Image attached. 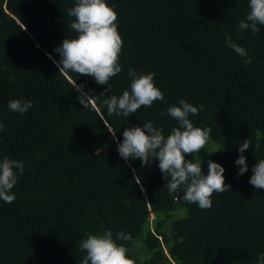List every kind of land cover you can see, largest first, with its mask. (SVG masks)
Wrapping results in <instances>:
<instances>
[{
	"label": "trees",
	"instance_id": "trees-1",
	"mask_svg": "<svg viewBox=\"0 0 264 264\" xmlns=\"http://www.w3.org/2000/svg\"><path fill=\"white\" fill-rule=\"evenodd\" d=\"M75 3L0 0V160L24 165L11 190L15 200H0V264H81V242L105 231L134 264H257L264 189L249 179L264 159V26L257 34L238 30L249 0H106L123 40L121 72L108 85L59 72L52 62L60 60L54 49L77 36L66 11ZM229 34L250 65L226 46ZM129 68L138 76L155 73L164 99L128 117L108 115L103 100L130 90ZM74 81L94 97L87 108ZM16 99L33 107L12 112L8 103ZM180 99L203 105L189 119L212 130L205 147L185 159L201 162L203 175L208 161L220 164L230 185L213 193L209 209L185 201L183 186L170 194L157 160L142 166L117 151L125 128L149 121L167 137L178 122L166 110ZM247 138L248 171L238 175V145ZM118 232L131 239L117 240Z\"/></svg>",
	"mask_w": 264,
	"mask_h": 264
},
{
	"label": "clouds",
	"instance_id": "clouds-1",
	"mask_svg": "<svg viewBox=\"0 0 264 264\" xmlns=\"http://www.w3.org/2000/svg\"><path fill=\"white\" fill-rule=\"evenodd\" d=\"M249 8L250 11L246 18L240 21L238 30L250 29L253 34H257L260 31L259 26H264V0H249ZM66 11L69 17L74 18L70 28L75 30L77 36L74 39L65 38L61 45L54 49L60 60L52 62L59 72L92 76L97 84L108 85L109 79L121 72L118 61L123 40L117 30V13L106 0H76L75 6ZM225 44L243 58L245 66L252 63L247 51L233 43L230 34L225 37ZM48 58L52 59L50 55ZM155 75L147 73L138 76L134 69L129 68L130 90H124L119 97L111 96L103 100L108 115L128 117L135 114L141 106L148 108L154 101L163 100V93L153 82ZM73 83V88L80 92L79 102L87 108L89 101L94 97L84 92L82 86L77 87L75 81ZM107 91L106 88L105 92ZM103 95L102 92L100 96ZM32 107L31 100L16 99L8 103V108L12 112L20 114L26 113ZM93 107L96 105L93 104ZM202 108L203 105L193 106L180 99L179 106H170L166 110V114L178 122V127H174L167 137L163 135L162 128L154 127L149 121L142 127L125 128L122 133L123 140L117 143V151L126 161L129 158L139 159L142 166L151 165L153 159L157 160L163 179L167 181L165 187L170 194L183 186L185 201L197 204L201 209H209L212 207L213 193L228 191L230 185L224 183L225 169L220 164L208 161L207 175H203L201 162L194 163L185 159L187 155L198 153L210 139L212 131L210 127L204 129L194 127L189 119L190 115H197ZM161 115L165 113L162 112ZM4 129L5 125L0 123V132ZM111 136L116 140L115 132H112ZM250 145L251 141L248 138L238 145L239 156L234 162L239 166L238 175L248 171L244 152ZM94 154L100 155L101 149L98 147ZM23 171L24 165L21 161L7 156L0 160V200L8 204L15 200L11 190L17 182L18 175ZM132 171L135 173V169ZM252 173L249 183L256 189H264V159L253 166ZM133 179L136 184H140V176L134 174ZM116 239L128 241L131 235L118 232ZM80 248L86 251L81 264H134L126 255L128 249L123 244L118 245L115 242L111 231H105L102 235H89L81 242ZM257 264H264V253L259 254Z\"/></svg>",
	"mask_w": 264,
	"mask_h": 264
},
{
	"label": "rangeland",
	"instance_id": "rangeland-1",
	"mask_svg": "<svg viewBox=\"0 0 264 264\" xmlns=\"http://www.w3.org/2000/svg\"><path fill=\"white\" fill-rule=\"evenodd\" d=\"M155 216L153 214H151L150 216V226L153 229V220H154Z\"/></svg>",
	"mask_w": 264,
	"mask_h": 264
}]
</instances>
